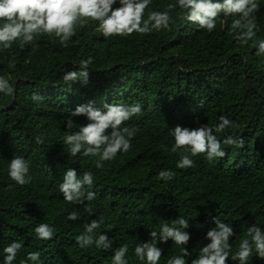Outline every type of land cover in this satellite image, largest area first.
Returning a JSON list of instances; mask_svg holds the SVG:
<instances>
[{"label":"trees","instance_id":"trees-1","mask_svg":"<svg viewBox=\"0 0 264 264\" xmlns=\"http://www.w3.org/2000/svg\"><path fill=\"white\" fill-rule=\"evenodd\" d=\"M172 3L176 0H152L145 18L149 10L167 11ZM257 3L254 39L264 40V0ZM170 15V31L105 39L95 31L97 22L90 21L77 25L67 47L42 35L23 49L17 41L0 51V76H10L14 88L12 95L0 94V264L3 248L14 241L22 244L14 264L26 261L30 252H38L40 261L27 264H111V255L123 244L129 248V264H141L135 246L177 217L190 224L191 240L185 247L191 255L185 259L191 264L210 242L205 236L215 227L216 216L237 234L230 240L233 254L241 240L250 239L248 226L257 223L264 229V55L255 54L253 41L240 45L231 29L233 17L221 14L209 33L184 20L179 8ZM88 57L93 58L88 83H65V72L79 71V62ZM10 60L15 68L9 67ZM33 93L42 99L33 102ZM89 101L101 109L105 103L142 105V113L122 125L135 132L130 150L103 162L102 168L96 167L98 157H72L63 143L88 123L84 116L70 117V112ZM221 115L238 127L214 134L221 142L227 135L241 137L244 148L221 143L223 159L209 162L201 154L190 157L194 167L178 169L181 153L171 151V128L211 127ZM68 118L75 123L70 129ZM37 136L43 144L35 142ZM13 156L29 163L30 183L20 186L9 178ZM69 167L78 176L93 173V187L87 190L96 199L82 205L63 199L59 185ZM160 170L175 176L168 182L157 180ZM72 211L79 212L78 220L67 219ZM93 219L102 221L96 233L112 241L108 251L76 244ZM39 223L55 228L52 240L36 238ZM157 246L163 249L159 264L182 254L171 240ZM227 264L238 261L230 256ZM248 264L264 260L253 250Z\"/></svg>","mask_w":264,"mask_h":264},{"label":"clouds","instance_id":"clouds-1","mask_svg":"<svg viewBox=\"0 0 264 264\" xmlns=\"http://www.w3.org/2000/svg\"><path fill=\"white\" fill-rule=\"evenodd\" d=\"M152 0H0V51L11 49L13 43L19 41V47L32 45L37 37L48 35L58 39L61 46L67 47L68 42L76 35L77 25H85L90 21L97 22L96 32L105 39L109 37H128L134 33L141 36L154 31L171 30L174 23L170 12L176 8L181 10L183 19L193 24L197 30H206L211 33L216 28V23L221 14L225 18L233 17L231 29L235 32V38L241 46L253 41L256 47V55H264V40H255L257 35V16L260 5L257 0H176V3L168 4L167 11L149 10L145 18L146 9ZM118 5V6H116ZM93 58L88 57L79 62V71H66L63 75L65 83L80 80L83 84L89 81V68ZM9 67L15 68L14 60L9 61ZM10 76H0V94L5 96L14 93ZM33 102L42 99L33 93ZM95 101L80 104L70 112V117L84 116L88 123L80 125L79 129L63 138V143L68 146V154L77 157L79 153L85 157H98L96 167L102 168L103 162L111 161L121 152H128L131 148V138L135 135L134 129L123 126L133 116L142 113V105L135 102L130 105L107 104L103 109L95 107ZM219 123L214 126L207 124L189 129L180 125L171 128L174 137L173 153L180 152V159L176 167L188 169L194 167V161L190 157L201 154L212 162L217 158L226 156L221 143L243 149L245 141L241 137L234 138L227 135L223 141L214 133H221L226 128H237L232 120L224 115L219 117ZM71 118L66 120L68 129L74 126ZM109 130L110 133H109ZM37 144H43L44 140L35 137ZM29 163L22 156H13L8 164V176L17 185L23 186L32 181ZM175 173L171 170H160L157 180L168 182ZM94 184V176L91 171H84L78 176L77 170L69 167L63 175L59 185V191L63 199L71 204H84L85 201L96 199V193L88 191ZM85 210L92 212L90 206ZM80 218L77 211L68 214L67 219L76 221ZM215 227L210 228L205 239L210 241L199 250L197 258L192 259L191 264H227L231 260L238 264H248V258L255 250L256 256L264 260V229L257 223L247 228L246 238L241 240L239 250L232 253L230 240L237 236L234 228L216 216L213 218ZM102 221L91 220L84 226V232L76 237V244L80 248L92 247L108 251L112 248V241L105 234L96 233L101 227ZM189 221L182 217L164 223L159 230L149 233L150 240L138 243L134 248L135 257L141 264H159L163 256V249L158 243L166 244L169 240L177 246H181V255L167 259L166 264H187L185 257L191 255L185 247L191 240L188 231ZM55 228L47 223H39L34 228L38 240L49 241L54 238ZM22 244L18 241L9 243L3 248V264H14ZM129 248L123 244L115 249L111 255V264H129ZM40 261L38 252H30L26 261Z\"/></svg>","mask_w":264,"mask_h":264}]
</instances>
